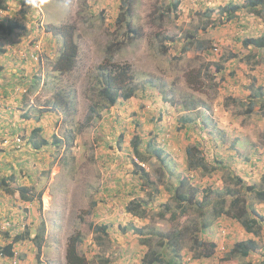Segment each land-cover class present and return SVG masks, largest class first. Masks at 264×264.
<instances>
[{"label":"rangeland","instance_id":"374dc122","mask_svg":"<svg viewBox=\"0 0 264 264\" xmlns=\"http://www.w3.org/2000/svg\"><path fill=\"white\" fill-rule=\"evenodd\" d=\"M170 1L173 0H131V20L139 27L138 34L132 37L127 33L126 18L118 23V17L125 12L123 0H48L36 9L25 0H10V8L3 13L4 17L16 19L24 27L18 24L15 30L0 38L8 42L10 48L6 58L9 74L18 72L16 61H30L47 48L53 49L54 45L59 48L61 40L57 33L73 27L76 28L75 39L84 54L81 70H86L89 63L93 70L86 71H92V76L79 71L80 83H77V72L71 77L70 84L75 82L76 97L73 115L65 122L60 113L38 110L45 100H34L36 107L29 112L28 119L22 120L25 115L19 102L9 98L17 92L13 89L10 92V87L1 82L4 86L0 93V121L6 111L14 109L11 117L17 126H21L22 132L17 133L22 135L24 143L16 146L12 142L15 136L12 133L9 145L4 147L0 143V183L5 176L8 189L25 186L28 200L24 201L31 209L29 212L21 208L14 210L12 202L15 203L16 197L0 185V246L12 242L18 231L25 232L29 228L32 231L30 237L13 242L14 256L21 260L0 255V264H11L14 259L20 264H67L68 240L72 234L79 236L78 250L88 264H143L145 253L155 248L165 249L158 245L162 236L167 243L172 234L179 232L183 246L178 264H260L263 260L264 217H257L261 229L255 234L249 233L231 214L241 209L264 214V204L250 200L251 188L255 185L264 187V116L249 120L242 114L245 95L236 85L239 79H232L225 70L209 80L203 79L201 73L210 68L209 59L216 58L222 67L234 64L232 68L238 69V75L242 74L246 82L250 83L255 76L256 85L264 84V63L257 64L246 58L250 47H244L242 43L244 37L261 33L264 18L243 7L232 18L217 11L224 5L243 4L244 0H183L178 13L172 12L169 17L163 10ZM35 14L43 22L34 18ZM38 21L44 39L39 35L40 30H36ZM206 21L209 23L204 29ZM197 37L209 38L204 52H209L215 44L218 54H198L194 48L183 50L178 57L179 51L175 49L185 48L184 44ZM114 42L120 44L117 55L120 70L129 69L140 83L155 85L154 90L158 91L150 90L130 105L122 102L99 109L100 113L92 115L90 104L98 100L94 90H90L95 67L101 60L102 50ZM162 43L170 48L165 55L158 51ZM231 55L237 58L231 60ZM11 57L14 60L9 59ZM223 74L231 81L222 79ZM159 92L165 94L166 101L160 98ZM171 97L173 102L169 100ZM186 102H189L188 109ZM23 103L27 104V101L23 100ZM159 105L165 110L163 120L157 119ZM181 115L190 116L192 121L181 124L178 120ZM35 128L40 129L35 141L40 143L41 138L48 139L44 148L35 149L30 144ZM64 129L72 131L64 134L67 139L74 138L60 146L54 138L63 136ZM169 130L175 132L174 139L169 138ZM237 131L239 135L235 134ZM6 132L4 130L0 136ZM137 134L143 144L148 142L151 134L165 139L167 150L172 153L167 164L151 152L146 154L147 180L141 177L128 155L134 154L130 140ZM235 137L238 142L232 148ZM198 138L204 142L200 144ZM248 139L252 147L245 146ZM189 145L196 146V155L205 153L209 167H189L186 152ZM250 163L256 167H251ZM234 175L245 180L243 186L232 181ZM13 176L15 181L11 180ZM184 177L188 178L185 191L189 195V191L197 187L199 200H203L202 190H213L212 196L202 205L204 208L190 205L175 208L173 194ZM239 187L241 191L237 189ZM216 192L226 195V205L231 204L227 205L229 214H212L210 207ZM143 199H150L153 209L146 217H139L129 207L131 202L140 203ZM38 200H42V210L36 205ZM167 205L177 213L176 216L166 209ZM207 209L211 226L202 229L205 228L204 235L209 240L218 243L210 257L195 253L198 251L195 239L199 233L192 225ZM206 218L204 214L205 221ZM11 222L16 227L7 236L5 231ZM101 224L108 226L103 233L97 230ZM198 227H202L201 221ZM38 228L44 235L40 250L33 239ZM135 228L142 229L144 235H139ZM147 239L153 247H149ZM249 239H254L258 245L251 256L231 252L236 242Z\"/></svg>","mask_w":264,"mask_h":264},{"label":"clouds","instance_id":"9594fccd","mask_svg":"<svg viewBox=\"0 0 264 264\" xmlns=\"http://www.w3.org/2000/svg\"><path fill=\"white\" fill-rule=\"evenodd\" d=\"M47 1L48 0H25V2L27 4L31 5V7H34L35 9L40 8ZM58 1H60V0H58ZM68 1H70V0H68ZM6 4H7L8 9L4 10V11L0 10V24L6 25L8 27L10 25V24H7L8 21H10V23L12 24L13 22H17V20L16 19H6L4 17L3 13L8 11L10 8V0H8ZM35 9H30V10L34 11ZM24 17H28L29 19H34V18L38 19L36 14H35L34 18L29 16V15H25ZM38 20L43 22L41 17H39ZM39 21H38L37 26H36L37 31L40 30ZM18 24H22V23H20L18 21ZM23 27H24V25H23ZM135 28H137V30L139 31V27L135 26ZM46 31L51 32L50 30H47V29H46ZM3 34H5V32L0 27V38L3 36ZM57 34H58V39L61 40L59 48L58 47L55 48L56 45H54L53 49L47 48L46 52H41V53L37 54L36 56L32 57L30 59V61H26V60L16 61L18 63V66H17L18 72H13L12 74H9V72H8V65H7L8 59H6L7 58V52L10 50V48L8 47V42H5L4 40H0V93L2 91L1 87L4 86V84H6L8 87H10V92L12 89L15 90L17 92L16 95L15 96L11 95V96H9V98L15 102H17V101L19 102L18 104L20 105L21 109L24 111V115L25 114L29 115V112L34 107H36V104L33 103L34 100H45L44 104L40 103V106H39L40 108H38V110H40L41 112H48V113H53V112L57 113V114L60 113V114H62L61 116L63 118H65V120H64V122H65L67 120V118H70V116L73 115V112H74V100L76 97V90H75V88H73L75 85L74 84L75 82L70 84L71 77L74 75L75 72H77V75H76L77 83L78 82L80 83L81 74L79 73V71L83 72L84 74H89V76H92V75H90L92 73V71H89V72H86V71L87 70H93V69H92V64L89 63V66L87 67L86 70H81V68H82L81 62L84 59L83 58L84 54L80 49L79 42H77V40L75 39V35H76V28L75 27H73L69 31L61 30V32H58ZM136 34H138V32H136ZM39 35L41 36V38L44 39V34H43L42 30H40ZM202 39H204L207 42V44H206V46H207L209 38H207V39L202 38ZM192 40L190 42H188V44H184L185 48L175 49V50L179 51L178 57H180L183 50H185V49L193 50L194 48L198 54H204V53L207 55H210V54L217 55L218 54V48L216 47L215 44L211 45L212 49L209 52H204V51H207V47H205V49L203 51H199L196 44L190 45L192 43ZM46 42L49 45H51L50 42H48L47 40H46ZM109 48H116V49L111 51V50H109ZM119 49H120V46L116 47L114 45V43L108 44L102 50L101 60L99 61V63H97V65L95 67V70H96L95 71V79H94L92 85L90 86L91 87L90 90H94L95 95L98 96V100H96L95 102H91V104H90L92 115L100 113L99 109H104L106 107L116 106L122 102H128V104L130 105L131 102L135 101L139 96H142L144 93L147 94L150 90L153 92L158 91V90H154L155 85H152L149 83L144 85V84L140 83L139 79L136 76L133 77L130 74L129 69H127V70L121 69L120 70V63L118 62V57H117V55L119 53ZM54 50L55 51L57 50V51L54 52ZM169 51H170V48H168L167 52H165L163 54L165 55V54L169 53ZM100 56H101V54H100ZM236 58L237 57L233 56V57H231V60L236 59ZM9 59H13V57H11ZM206 59H209V58H206ZM57 60H58V63H57ZM216 62H218L216 60V58H214L213 60L209 59L208 64L210 65V68L208 70H203L201 73V77L203 79L209 80V79H212V76H214L215 74L218 75L220 73H223V71L225 70L227 75L233 76L232 79H235V80L239 79V81L236 85L242 88V91L245 95L244 101L242 102L243 103L242 106L244 107L242 114H245L249 120L255 119V118H260V116H264V114L262 113L263 112L262 109L260 107H258L257 105H256V107H254V109L252 111H250V104L248 103V101H246V99L249 97V94L251 92V88L255 84V80H256L255 76H252L253 79H251V82L248 83V82H246L247 80L243 78L242 74L238 75V72H237L238 69L232 68V66L234 64H231L227 67L226 66L220 67V71H217V70L215 71V63ZM100 68L107 69L108 72H110L113 76L116 77V80H117L118 84H120V85H124L129 81L130 86L134 90V95H132V97H130V98H125L123 96V94H124L123 91H121V94L117 97V99L114 103H111L110 101L108 102L107 101L108 98H106L105 95H103L99 92V90H103L101 88V80H100V76H99ZM120 72L121 73L125 72V73L130 74L132 79L130 76L121 75ZM198 72H199V70H198ZM206 74H209V78H206V76H205ZM121 77H123V79H122V81H119V78H121ZM127 77H128V79H127ZM221 78L222 79L227 78L228 82L231 81L230 77H226L225 74H223L221 76ZM1 82H5V83L2 84ZM227 85H229V83H227ZM143 90H144V92H142ZM22 95H26L27 98L23 99L21 97ZM43 96H45L44 99H42ZM14 97H16V100H14ZM3 98H5V95H3ZM57 98L60 100H63L64 102L67 101V105L64 107L65 110L68 109L66 114L64 113V110L60 109V107L55 108V107L50 106V104H53L52 102H54ZM160 98L163 101L167 100L165 94H163V95L161 94ZM23 100H26L27 104H24ZM169 100L171 102L174 101L172 99V97L169 98ZM1 101L2 100L0 99V102ZM49 106H50V108L57 109V111H49V109H46V108H49ZM188 106H189V104H186L185 108L188 109ZM158 108H159V110L157 112V119L163 120L166 117L165 110L162 109L161 105H159ZM185 108H182V109H185ZM42 110H44V111H42ZM12 113H11V110L6 111L4 113L3 118L1 119L4 122L3 128L5 131H7L6 134H4V136L1 137V139L4 138V140L0 141V143L3 144L4 147L10 144V138H11L10 133H11V131L9 128L14 126V124L16 122V121L12 120V117H11ZM97 116H100V115H97ZM152 120H154V116H153ZM178 120L180 121L181 124H186L188 122L190 123L192 121V119L188 115H181L178 118ZM241 120H242V117H241ZM202 124H203V122H202ZM193 127L195 128L196 125H194ZM203 127H205V125ZM212 127L215 131L216 126L213 124ZM263 131H264V129H263ZM65 133H72V131L68 130V129H64V132L62 133L63 136L57 135V136H55V138H59L61 140L64 139L65 143H67L68 141L71 142L72 138H74V136L70 137L69 138L70 140L69 139L66 140L65 139L66 136L64 135ZM168 133H169L168 134L169 138L174 139L176 137L175 132L169 130ZM235 134L239 135L240 132L237 131V132H235ZM38 135H40V133ZM13 136L14 137H13L12 142L15 143L16 146H20L24 143L22 135L17 133V134H13ZM36 137L37 136H34L33 133L31 134L29 141H30V144L32 146H33V143L31 141H34V139ZM55 138H54V140H55ZM41 139L45 140L46 145H47L48 139H46V138H41ZM148 139H149L148 142L146 144H143L142 140H141V138H139L138 134L133 136L130 140V146H131V149L133 150L134 154L133 153L128 154L130 161L133 162V164L138 169L140 168L139 171L141 172V169H142V170H144L143 171L144 174H147V175H149V173L145 169L147 167L145 164V160H146L145 156L148 152H151L152 154L156 155L162 162H164L166 164L168 162L167 158L172 157V153L169 150H167V144H166L165 139H162L161 137H158L157 135H154V134H151V136ZM198 140H199L200 144H202L204 142V140H202L201 138H198ZM41 142H42V140H41ZM149 142H151V145L149 144ZM237 142H238V140L235 137L232 140L231 144L235 145ZM158 143H161L160 146L158 145ZM244 143H245V141H244ZM131 144H133V148H132ZM142 144H143V146H142ZM245 144H246L245 146L249 145L250 147H252L251 146L252 142L249 139L247 140V142ZM45 146H43L42 148H44ZM194 146L195 145L187 146L186 152H188V150L193 151L194 149H196L195 148L196 146L195 147ZM136 147L139 150L140 154L137 151L135 153ZM33 148H35V147L33 146ZM35 149H40V148H35ZM142 150H146L145 153H142ZM153 150L161 151V154L158 155L155 151L153 152ZM164 154H165V156H164ZM187 155H189V154L187 153ZM197 156H200V155H197ZM202 157L205 158V160L209 166L210 162L207 161L205 153ZM255 167H256V165L253 166V168H255ZM192 168L197 169V168H201V167L200 166L197 167L194 165ZM202 169H204V168L202 167ZM234 176H238V175H234ZM238 177H240V176H238ZM187 179H188L187 177L186 178L184 177V179H182L181 182L182 181L186 182ZM244 182H245V180H244ZM180 185H181V183L179 184V186ZM254 188H255V186H254ZM41 194H42V192H41ZM174 197H175V194H173V198ZM40 199H41V197H40ZM40 204H42V200H40ZM262 204H264V203H262ZM42 208H43V204H42ZM39 210H42V209L39 208ZM43 211H46V210H43ZM171 213H172V211H171ZM208 227H206V228H208ZM203 230H204V233L206 234L205 228ZM203 236L209 242H212L211 240H209V238L206 237V235L203 234ZM13 242H16V241L13 240L12 242H9L12 244V249H14L13 248ZM213 243L216 244L215 245V249H216L218 243L217 242H213ZM181 244H182V242H181ZM182 246H183V244H182ZM181 250H182V247H181ZM181 250H180V252H181ZM213 254H214V252H213ZM0 255L1 256H7V255L2 254V253ZM13 256L14 255H12L11 257L10 256H7V257L13 258ZM179 256L175 257V260H177V262H178ZM202 256H204V255H202ZM204 257H207V256H204ZM14 258L20 259L19 257H17V255L14 256ZM14 260H13V262H12V260L10 261L11 264L12 263L13 264H20V263H17V261L15 263ZM86 262L88 264L87 259H86ZM177 262H176V264H178ZM66 263L68 264L67 253H66Z\"/></svg>","mask_w":264,"mask_h":264},{"label":"trees","instance_id":"16d2710c","mask_svg":"<svg viewBox=\"0 0 264 264\" xmlns=\"http://www.w3.org/2000/svg\"><path fill=\"white\" fill-rule=\"evenodd\" d=\"M7 1L8 0H0V10H7ZM183 0H173L172 2L170 1V3L164 8V13H166L168 16L172 13L175 12L179 9L180 5L182 4ZM122 6L125 7V12L123 15L118 17V23H122L124 18H126V26H127V33L133 37L136 35V32H138L137 28H135V26L133 25V22L131 20V14H130V10H131V0H123V4ZM245 8L247 10H249L250 12H253L255 14H258L260 16H262L264 18V0H244L243 4H233V5H224L221 9H218L217 11L221 14H227L228 18H232L234 17L236 11L241 10V8ZM260 7V8H259ZM126 13V14H125ZM178 13V12H177ZM170 17V16H169ZM209 23V21L205 22L204 25V29H206L207 24ZM7 24H10L8 27L6 25L0 24L1 29L4 30L5 33H8L10 30H14L17 25H18V21L17 22H13L12 24L10 23V21H8ZM187 37H189V35H186ZM168 39L173 40L175 39V37H169ZM242 43L244 47H250V51L249 54H247L246 58H248L249 60H254V63L257 64H262L264 63V29L261 31V33L259 35L254 36H247L244 37L242 39ZM197 45V48L199 51H203L206 47L207 42L202 39L201 37H197L194 38L192 40V43L190 45ZM114 45L116 47H119L120 44L117 42H114ZM169 46H167L166 44H160V49H158L159 52L165 53L167 52ZM116 48H109V50L113 51ZM261 55V56H260ZM235 56V55H231ZM237 56V55H236ZM58 63V60H57ZM210 63V62H209ZM212 64V63H211ZM220 67L221 64L219 62L215 63V71H220ZM121 75H125V76H130V74L125 73V72H120ZM99 76H100V80H101V88L103 90H99V92L103 95L106 96L107 101L114 103L117 99V97L121 94V91H123V96L125 98H130L132 97V95H134V90L133 88L130 86L129 81L124 84V85H120L118 84L116 77L113 76L110 72H108L107 69L105 68H100L99 70ZM206 78H209V74L205 75ZM211 77V76H210ZM128 79V77H127ZM256 79V78H255ZM23 99H26L27 96L26 95H22L21 96ZM246 101H248V103L250 104V111H252L254 109V107H256V105L258 107H260L262 109V113L264 114V84L261 85H256L254 84L253 87L251 88V92L249 94V97L246 99ZM60 100V99H56L54 102H52L53 104H50L51 107H55L58 108L60 107V109L64 110V113L66 114L67 110L64 109V107L67 105V101ZM186 104H189V102H186ZM46 108L49 109V111H57V109L55 108ZM11 110L13 112H15L14 109L11 108ZM44 111V110H42ZM29 118L28 114H25L24 119L22 120H26ZM4 122L1 120L0 121V134H3L4 131ZM21 126H17V124H14V127H10V131L12 134H15L17 132H22L21 130H19ZM40 132V129L36 128L32 131L34 136L38 137V134ZM264 133V131H263ZM2 136V135H1ZM0 136V138H1ZM66 140H68L65 137ZM4 138L0 139V141H3ZM70 140V139H69ZM65 140H61L59 138H55V142H57V145H62ZM33 143V146L35 148H42L43 146L46 145V141L43 140L42 142H37V141H31ZM149 144L151 145V142H149ZM232 148H235L234 145L231 144ZM197 150V148H196ZM136 151L140 154L139 150L136 147L135 153ZM156 152L158 155L161 154V151H157V150H153V152ZM189 155H187L189 157L188 159V164L189 167L192 168L194 165L195 166H200L201 168L203 167L204 169L209 167L208 163L206 162L205 158L200 156L195 155L194 150L190 151L188 150L187 152ZM251 167H253L255 164L250 163ZM140 169V168H139ZM144 170L141 169V177L144 178V180H147L148 177H146L147 174H144L143 172ZM14 174H11V176ZM14 179H11L13 181H15V176H13ZM264 178V177H263ZM7 177H3L1 180L0 185L2 187H4L5 189H8L7 187ZM232 181H235L236 185H240L243 186L244 184V180L241 177H237V176H232ZM185 181L181 182V185L176 189L175 191V208H188L187 206H194V207H198L201 208L203 207L202 205L209 200V198L212 196V189H207V190H202V199L203 200H199L198 199V191L199 189L197 187H193L190 191H189V195L188 193L185 191ZM241 191L240 187L237 188ZM248 190V189H247ZM8 191H10V193H12L13 197H16V201L15 203L12 202V208L14 210H17L19 208L22 209V211L26 212V211H30L31 207H27V205L25 204L26 202L24 200H28L26 194L28 193V189L21 185L19 186L17 189L15 188H10L8 189ZM249 191V190H248ZM252 197H250L251 201H259L261 203H264V187H260L257 188V186L255 185V188H251L250 190ZM41 196V193H40ZM39 196V199H40ZM33 200V199H32ZM205 200V201H204ZM150 199H143L142 202L140 203H136L131 202L130 204V211H134L133 213L135 215H138L139 217H146L148 215V211L153 209V206L151 204H149ZM24 202V203H22ZM227 199H226V195H223L220 192H216V198L214 200H212V205H211V209H212V214H215L216 216L221 215L222 213H227L229 214L230 210L227 207L230 206L231 204H227ZM235 202V201H233ZM36 205L39 206V208L42 209V204H40V200L36 202ZM34 206V205H33ZM204 208V207H203ZM246 209H248L247 206H245ZM167 210H171L170 206L167 205ZM249 210V209H248ZM202 211V210H201ZM235 212L232 215L233 218L238 219L241 224L245 227V229L249 232V233H255V234H259L260 233V229H261V224L258 222V218L260 217L262 219V217H264V214H261L259 211H243L241 210H234ZM201 219L194 221L192 223L193 227L197 230V236L195 239L196 242V247H198V251L195 252L198 255H204V256H212L213 252L215 250V245L213 242H209L207 239H205V237L203 236L204 234V230L202 229L203 227H208L211 225V222L209 221V209H207L205 212H201ZM200 213V214H201ZM208 213V214H207ZM252 213H254V215H252ZM204 214L207 216L206 221L204 219ZM172 215L176 216L177 213L175 211H172ZM210 215V214H209ZM214 216V217H216ZM199 221H201V226L202 227H198V223ZM260 224V225H259ZM10 228L8 230L5 231L6 235H10L11 231L16 227L14 223H10ZM30 226V225H28ZM108 229L107 225H99L97 227L98 232L103 233ZM135 230L137 231V233L139 235H144L143 234V230L139 229V228H135ZM32 231V228H29L28 230H25V232L23 231H18V234H16L14 236V241L18 242L22 239H25V237H30V233ZM36 235L33 238L34 241L36 242V244L40 248L42 247L43 244V233L41 232V228H38L36 230ZM160 235V232H155V234ZM154 234V232H153ZM146 237V236H145ZM171 239L165 243L164 241V236L161 237V241L158 240V245L161 246L160 248L165 246L164 250H159L157 248L153 249L154 251L150 252V253H145L144 257H143V264H176L177 260H175V257L179 256L180 254V250L182 247V240L183 237L181 235V232L179 233H175L174 235L172 234V236H170ZM147 238V237H146ZM149 239H147V243L150 245L149 247H153L151 245V243L148 241ZM78 244H80V238L77 234H72L68 240V249H67V260H68V264H87L86 262V257L84 255H82V253H80V251L78 250ZM163 245V246H162ZM258 245L257 243L254 241V239H249V240H241L238 241L234 244L233 248H232V253L235 255H242L244 257L247 256H251L252 252L255 251L257 249ZM201 249V250H200ZM5 254L7 256H12L14 255L15 251L14 249H12V244L8 243L4 246H0V254ZM179 261V259H178ZM178 263V262H177ZM7 264V263H6ZM249 264V263H248ZM260 264H264V258L261 261Z\"/></svg>","mask_w":264,"mask_h":264}]
</instances>
